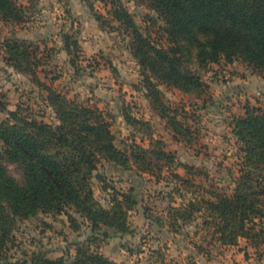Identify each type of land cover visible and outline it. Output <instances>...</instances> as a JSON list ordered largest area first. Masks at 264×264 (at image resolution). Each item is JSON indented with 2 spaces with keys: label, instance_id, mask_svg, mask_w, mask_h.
<instances>
[{
  "label": "rangeland",
  "instance_id": "374dc122",
  "mask_svg": "<svg viewBox=\"0 0 264 264\" xmlns=\"http://www.w3.org/2000/svg\"><path fill=\"white\" fill-rule=\"evenodd\" d=\"M9 1L22 11L17 13L0 0V121L16 123V114L58 126L48 88L71 101L100 108L111 124L116 146L129 162L119 164L101 154L95 170L84 169L86 182L106 208L118 193L131 189L138 204L129 214L125 232L108 226L93 230L73 207L68 212L76 219L77 230L66 214L40 212L21 220L7 241L0 264L31 262L36 254L69 262L78 247L101 252L122 264H264V247L248 246L244 239L236 247L213 241V229L204 226L201 214L189 223L175 224L170 219L172 208L195 196L233 195L248 173L242 189L254 196L264 214V166L249 172L254 163H247L244 145L233 133L240 108L246 110L249 105L264 112V69L242 56L203 63L190 42L192 35H186L180 37L182 64L178 69L203 86L158 77L161 71L154 72L151 66L155 61L162 64L159 51L173 43L156 0ZM117 1V8L123 7L129 18H114L113 2ZM65 33L81 42L73 55L64 50ZM16 40L26 45L20 52L10 50ZM235 76L254 77L262 85L255 83L258 89L252 100L238 95H232L237 97L233 105L216 100L214 92ZM210 102L214 104L210 106ZM125 110L151 122L155 138L164 141L173 162L154 154L149 158L151 172L140 170L132 148L150 149L151 141L126 122ZM209 113L218 132L225 133L221 141L208 138ZM174 116L177 122L172 123L169 119ZM0 160L7 174L24 185L25 165L9 159L3 144Z\"/></svg>",
  "mask_w": 264,
  "mask_h": 264
},
{
  "label": "trees",
  "instance_id": "16d2710c",
  "mask_svg": "<svg viewBox=\"0 0 264 264\" xmlns=\"http://www.w3.org/2000/svg\"><path fill=\"white\" fill-rule=\"evenodd\" d=\"M9 8L21 13V9L9 0H1ZM156 7L168 21L167 31L173 45L159 51V61L154 62V72L158 77L176 83L184 81L201 88L203 84L178 69L182 60L180 37L192 35L190 41L196 46V56L206 61L218 62L222 57L229 61L242 56L257 63L264 69V0H156ZM113 2V16L119 20L129 18V14ZM69 55L79 49L77 38L64 36ZM21 42V41H20ZM11 42L10 50L20 52L24 43ZM190 43V44H191ZM17 60V56L14 58ZM163 62L165 63L163 65ZM75 67L76 62L71 59ZM160 65V67H159ZM163 71H166L163 74ZM34 74V71H32ZM48 100L55 108L59 121L53 126L38 120L16 116V123L0 121V145L5 146L9 159L22 161L25 165L24 185H19L6 172L0 160V257L6 249L7 241L21 220H27L38 213L66 214L77 230L76 219L68 212L76 208L81 216L91 223L92 229L108 226L120 231L129 229V214L137 206L131 191L118 193L112 206L106 208L95 198L87 176L83 173L95 170L99 155L126 164L129 158L115 144L111 124L100 108L71 101L57 90L48 88ZM150 99L151 97L147 95ZM175 115H178L176 110ZM167 118L165 114L161 115ZM126 122L148 137L150 149L134 146L132 157L144 172H151V155L173 162L175 158L165 148L163 140L155 138L151 122L137 118L124 111ZM177 122V116L170 118ZM235 137L243 143L247 163H254L249 172L255 173L264 166V112L260 108L247 106L243 117H236L233 123ZM238 184L233 195L213 194L210 197L195 196L181 206L172 208L170 219L174 223H189L197 215L204 216V226L211 231L213 241L224 246L239 244L247 239L255 247H264V214L259 202L250 192L242 188L245 179ZM252 188V187H250ZM4 264H122L101 252L86 247H78L71 261L64 258L51 259L43 254L33 256L31 262L6 261Z\"/></svg>",
  "mask_w": 264,
  "mask_h": 264
},
{
  "label": "crops",
  "instance_id": "0c3cea01",
  "mask_svg": "<svg viewBox=\"0 0 264 264\" xmlns=\"http://www.w3.org/2000/svg\"><path fill=\"white\" fill-rule=\"evenodd\" d=\"M81 13V12H79ZM67 33L64 34V36L66 35ZM79 41V44H81L80 40L78 37H76ZM63 41H64V37H63ZM65 43V41H64ZM64 50L67 52L66 50V43H65V46H64ZM64 50L62 49L61 51L64 52ZM68 54V53H67ZM69 55V54H68ZM258 83V86L262 85L260 80L258 79H255L254 77H248V78H240V77H233L232 79H230L227 83H223L222 86L220 87V91H217V92H214L215 94V99L218 100L219 102L222 101V102H225L226 104H231L233 105V101H236L237 100V97L239 99H244L246 97H249V99L252 100V97L251 95H253L254 93V89H258V86L256 87L255 83ZM264 83V82H262ZM232 95H238L237 97H233ZM232 101H231V99ZM214 103L213 102H210V106H212ZM252 105V104H251ZM239 106V105H238ZM237 105L235 106L234 109H236ZM240 111V114L239 115H242L244 116L245 113H246V110L245 108L243 109L240 108L239 109ZM238 115V116H239ZM212 114H207V118L210 120L209 122V130L207 131V133L209 134L208 138L211 140V141H221V138H223V135L225 133L223 132H218L219 131V127L215 126L214 122L211 123L212 120H214L212 118ZM221 116V115H220ZM236 116V117H238ZM225 125V124H224ZM226 127V126H225ZM229 127V125H228ZM230 129L231 133H232V128H228V130ZM233 135V133H232ZM241 239H244V238H241ZM241 239L239 240V244L241 242ZM245 241H247V244L248 246H253L255 247L254 245H252V243L250 241H248L247 239H244ZM238 245H234V246H231V247H236V246H239ZM111 259V258H110Z\"/></svg>",
  "mask_w": 264,
  "mask_h": 264
}]
</instances>
